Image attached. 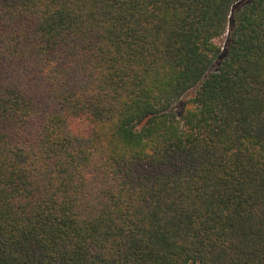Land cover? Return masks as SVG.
Returning <instances> with one entry per match:
<instances>
[{
    "label": "trees",
    "instance_id": "16d2710c",
    "mask_svg": "<svg viewBox=\"0 0 264 264\" xmlns=\"http://www.w3.org/2000/svg\"><path fill=\"white\" fill-rule=\"evenodd\" d=\"M0 264H264V0H0Z\"/></svg>",
    "mask_w": 264,
    "mask_h": 264
},
{
    "label": "rangeland",
    "instance_id": "374dc122",
    "mask_svg": "<svg viewBox=\"0 0 264 264\" xmlns=\"http://www.w3.org/2000/svg\"><path fill=\"white\" fill-rule=\"evenodd\" d=\"M240 1H242V0H238V2H240Z\"/></svg>",
    "mask_w": 264,
    "mask_h": 264
}]
</instances>
